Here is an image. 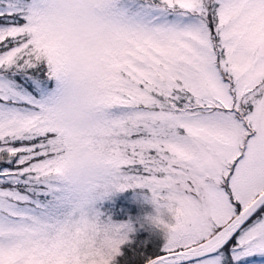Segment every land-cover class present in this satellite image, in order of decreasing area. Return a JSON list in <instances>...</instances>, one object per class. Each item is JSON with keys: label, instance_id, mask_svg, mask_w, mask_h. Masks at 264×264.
Wrapping results in <instances>:
<instances>
[{"label": "snow or ice", "instance_id": "6c2138e0", "mask_svg": "<svg viewBox=\"0 0 264 264\" xmlns=\"http://www.w3.org/2000/svg\"><path fill=\"white\" fill-rule=\"evenodd\" d=\"M0 264H264V0H0Z\"/></svg>", "mask_w": 264, "mask_h": 264}, {"label": "rangeland", "instance_id": "374dc122", "mask_svg": "<svg viewBox=\"0 0 264 264\" xmlns=\"http://www.w3.org/2000/svg\"><path fill=\"white\" fill-rule=\"evenodd\" d=\"M116 202H120L122 204H129L131 202L132 207H137L135 204V193H125L120 194L117 197L114 198ZM146 211H150V209H145ZM133 213H129V215H132ZM145 237L148 235L147 233L144 234Z\"/></svg>", "mask_w": 264, "mask_h": 264}]
</instances>
